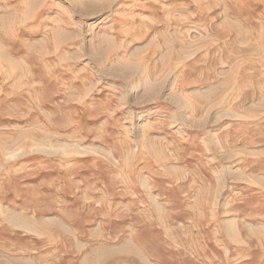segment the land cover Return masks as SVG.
<instances>
[{
  "label": "rangeland",
  "instance_id": "obj_1",
  "mask_svg": "<svg viewBox=\"0 0 264 264\" xmlns=\"http://www.w3.org/2000/svg\"><path fill=\"white\" fill-rule=\"evenodd\" d=\"M0 264H264V0H0Z\"/></svg>",
  "mask_w": 264,
  "mask_h": 264
}]
</instances>
